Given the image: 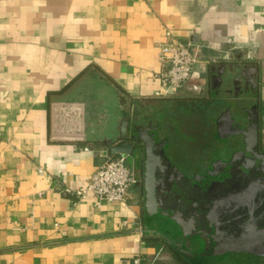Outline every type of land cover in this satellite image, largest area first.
<instances>
[{
    "label": "crops",
    "instance_id": "0c3cea01",
    "mask_svg": "<svg viewBox=\"0 0 264 264\" xmlns=\"http://www.w3.org/2000/svg\"><path fill=\"white\" fill-rule=\"evenodd\" d=\"M169 36L194 45L191 83L200 90L164 92L157 46ZM230 60L243 66L239 81H210V68ZM122 118L129 129L155 124L180 171L244 150L236 127L256 123L264 150V0H0V264H118L134 255L190 264L138 230L173 224L157 206L146 209L144 154L129 164L137 182L125 203L66 191L112 156L102 139Z\"/></svg>",
    "mask_w": 264,
    "mask_h": 264
},
{
    "label": "water",
    "instance_id": "95a60500",
    "mask_svg": "<svg viewBox=\"0 0 264 264\" xmlns=\"http://www.w3.org/2000/svg\"><path fill=\"white\" fill-rule=\"evenodd\" d=\"M242 68L230 60L228 64L212 66L209 79L218 85L235 83L242 75ZM256 128V123L250 130L236 127L235 132L245 136L244 150L249 154L236 152L230 160L218 159L204 173L189 179L166 155V143L157 140L155 124L135 123L129 129L128 119L122 118L117 134L106 136L102 142L109 155L125 154L128 164H132L133 155L144 154L146 209L152 208L156 212L154 207L157 206L160 209L157 213L167 217L178 231L174 232L173 224L164 232L158 230L154 216L151 217L154 228L138 230L147 233L149 238L163 240L190 264H217L224 257L246 260V264H264V213L256 211L261 220L258 222L244 215L247 211L239 206L248 207L246 199L252 193L264 197V154L256 147ZM253 171L260 174L254 182L256 172ZM242 186L249 190L245 195L247 198L242 200L243 203L235 202L237 205L231 208L230 215H226L225 208L233 202L229 197L237 194ZM252 210L250 206L248 213L254 215ZM177 236L180 240H174Z\"/></svg>",
    "mask_w": 264,
    "mask_h": 264
},
{
    "label": "built area",
    "instance_id": "2783aa9c",
    "mask_svg": "<svg viewBox=\"0 0 264 264\" xmlns=\"http://www.w3.org/2000/svg\"><path fill=\"white\" fill-rule=\"evenodd\" d=\"M159 79L166 94L178 92L179 89L200 90L192 84L194 66L198 61L195 47L190 42L169 36L158 43ZM137 177L131 165L126 162V155L118 153L108 156L91 173L85 184L66 191L74 200H81L92 195L95 202L116 201L125 203L131 187ZM126 222L123 221V224ZM118 264H152L143 256L122 257Z\"/></svg>",
    "mask_w": 264,
    "mask_h": 264
},
{
    "label": "flooded vegetation",
    "instance_id": "af4514ba",
    "mask_svg": "<svg viewBox=\"0 0 264 264\" xmlns=\"http://www.w3.org/2000/svg\"><path fill=\"white\" fill-rule=\"evenodd\" d=\"M258 150V152H260L261 154H264V150H261V149H257ZM237 152H244L245 154H249V152L248 151H246V150H242V151H237ZM238 153V154H239ZM259 161H261V160H259ZM209 168V166H206V167H204V168H202V169H200V171L199 172H196V171H193V172H189V171H187V170H184V169H181V171L185 174V176H187L189 179L190 178H192L195 174H201V173H204L207 169ZM198 170V169H197ZM253 172H256V175L255 176H253L254 178H253V182H254V180H257V178L258 177H260L259 175V173L257 172V171H253ZM241 190H239V192H237V194H233L232 196H228L230 199H233V202L232 203H230L229 204V206L228 207H226L225 208V210L224 211H226L225 213H226V215H228L229 213H230V210H231V208H233L234 207V205H237L239 202H242V200L244 199V198H247L245 195H246V193L249 191L248 190V188H244V186H242L241 188H240ZM248 190V191H247ZM241 197V198H240ZM229 199V200H230ZM235 199H238V200H235ZM224 200V199H223ZM223 200H221V201H223ZM247 200V203L249 204V206L247 207V206H244L242 203V205H239L240 206V208H244L247 212H245L246 214H244V215H246L247 217H253L256 221H261L260 220V218L258 219L257 218V215H256V211L257 210H259V211H263V213H264V197H261V195L259 196V194H253L252 193V195H250V197L249 198H247L246 199ZM237 204H236V203ZM221 204H223L222 202H220V205ZM250 206L253 208V210L251 211L254 215H251L250 214V212L248 213V211H249V208H250ZM217 210H219V209H217ZM230 215V214H229ZM249 218H247V220L249 219ZM251 220L249 219V222H250ZM241 225H245L244 223H242ZM246 226V225H245Z\"/></svg>",
    "mask_w": 264,
    "mask_h": 264
},
{
    "label": "rangeland",
    "instance_id": "374dc122",
    "mask_svg": "<svg viewBox=\"0 0 264 264\" xmlns=\"http://www.w3.org/2000/svg\"><path fill=\"white\" fill-rule=\"evenodd\" d=\"M160 107V106H159ZM161 114V113H160ZM159 114V115H160ZM173 156V158H174V161H176V163H178L179 165H181L182 166V163L183 162H181V161H183L182 160V158L180 157V151H175L174 152V155H172ZM189 169V168H188Z\"/></svg>",
    "mask_w": 264,
    "mask_h": 264
}]
</instances>
